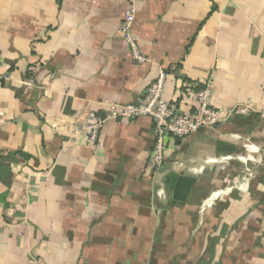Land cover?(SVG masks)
Segmentation results:
<instances>
[{
  "label": "crops",
  "instance_id": "1",
  "mask_svg": "<svg viewBox=\"0 0 264 264\" xmlns=\"http://www.w3.org/2000/svg\"><path fill=\"white\" fill-rule=\"evenodd\" d=\"M127 5L0 0V264H264V0H135L144 64L117 33ZM158 66L185 114L207 81L214 107L255 111L171 139L156 172L150 117L108 121L96 150L72 133ZM171 173L195 179L182 207Z\"/></svg>",
  "mask_w": 264,
  "mask_h": 264
},
{
  "label": "built area",
  "instance_id": "2",
  "mask_svg": "<svg viewBox=\"0 0 264 264\" xmlns=\"http://www.w3.org/2000/svg\"><path fill=\"white\" fill-rule=\"evenodd\" d=\"M134 1L128 0L117 33L127 45L131 59L136 64H144L149 59L142 53L132 30L136 13ZM167 73V69L158 66L156 77L146 87L143 99L140 102L132 104L107 102L108 110L105 113L98 114L92 110L88 111L85 119L72 133L84 134L87 144L96 150L98 148L99 133L108 121L150 117L154 123V142L152 154L147 161V168L152 172H156L163 165L165 151L171 139L184 138L199 130H211L226 123L233 115L247 116L255 111L250 104L242 103L226 108L214 107L210 100L212 83L207 81L194 90L197 102L195 112L185 114L178 109L175 102L168 101L163 97ZM5 77H7L6 74L0 73V78ZM247 172L248 178L246 181L248 182L254 176V172L248 169Z\"/></svg>",
  "mask_w": 264,
  "mask_h": 264
},
{
  "label": "water",
  "instance_id": "3",
  "mask_svg": "<svg viewBox=\"0 0 264 264\" xmlns=\"http://www.w3.org/2000/svg\"><path fill=\"white\" fill-rule=\"evenodd\" d=\"M165 180L168 182V187L172 191L173 204L182 207L189 196L195 179L177 173H171L165 177Z\"/></svg>",
  "mask_w": 264,
  "mask_h": 264
},
{
  "label": "trees",
  "instance_id": "4",
  "mask_svg": "<svg viewBox=\"0 0 264 264\" xmlns=\"http://www.w3.org/2000/svg\"><path fill=\"white\" fill-rule=\"evenodd\" d=\"M233 116H239V117H246V116H240V115H233ZM233 116H231V118L233 117ZM263 171V170H262ZM264 172H259L257 175H256V178H257V180L259 181V180H264V174H263Z\"/></svg>",
  "mask_w": 264,
  "mask_h": 264
}]
</instances>
